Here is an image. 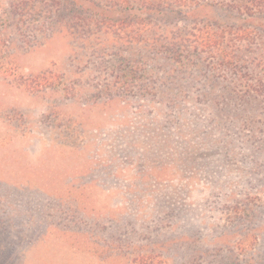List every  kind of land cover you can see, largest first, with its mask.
<instances>
[{
  "label": "rangeland",
  "instance_id": "1",
  "mask_svg": "<svg viewBox=\"0 0 264 264\" xmlns=\"http://www.w3.org/2000/svg\"><path fill=\"white\" fill-rule=\"evenodd\" d=\"M187 12L152 22L185 36L209 15L264 38V16ZM67 24L6 31L0 264H264V68L177 64Z\"/></svg>",
  "mask_w": 264,
  "mask_h": 264
},
{
  "label": "trees",
  "instance_id": "2",
  "mask_svg": "<svg viewBox=\"0 0 264 264\" xmlns=\"http://www.w3.org/2000/svg\"><path fill=\"white\" fill-rule=\"evenodd\" d=\"M201 9L230 10L247 20L264 16V0H19L9 9L0 7V75L14 71L8 62L13 54L6 31L11 28L21 33L29 19L53 22L58 29L67 21L73 25H65L62 31L81 28L86 33L112 36L115 41L162 47L174 53L172 60L177 64L192 63L190 58L196 54L235 73L242 68H264V38L259 32L263 29L259 27L221 24L209 15L196 16L190 32L182 36L152 22L166 13L187 10L190 14Z\"/></svg>",
  "mask_w": 264,
  "mask_h": 264
}]
</instances>
